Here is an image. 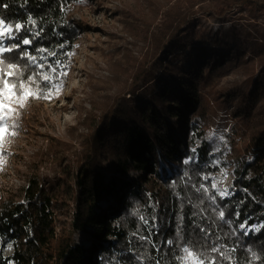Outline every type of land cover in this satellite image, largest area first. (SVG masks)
I'll return each mask as SVG.
<instances>
[{
	"label": "trees",
	"instance_id": "16d2710c",
	"mask_svg": "<svg viewBox=\"0 0 264 264\" xmlns=\"http://www.w3.org/2000/svg\"><path fill=\"white\" fill-rule=\"evenodd\" d=\"M149 1L155 5L149 24L142 32H130L132 36L142 35L146 41L144 51L137 59L126 56V60L115 66L114 90L105 98L93 96L91 109L84 116L85 132L73 153L74 167L68 191L59 194L72 204L69 229L57 224L52 210L56 195H51L36 178H32L21 201H8L0 207V264H111L114 256L120 264H138L134 257L144 253L150 254L145 264L156 259L166 264L171 258V250L164 247V241L175 238L179 215L184 217L186 236L192 233L195 220L216 231L221 236L219 243L237 247L238 259L243 260L250 255L245 252L247 247L264 255V229L248 236H225L231 230L222 221L213 224L215 217L210 209L204 214L208 219L193 217L192 213L199 209L189 204L188 199L196 204L200 194L181 179L188 171L192 182L198 185L204 182L200 179L202 174L215 175L221 168L212 165L211 146L203 132L195 128L194 137L187 141V116L179 118L176 114L179 109H189L194 118L204 117L203 109L193 112L195 104H198L196 88L190 84L180 87L165 79L167 73L182 70L177 67L179 61L193 48L199 52L194 54L191 66L204 65L207 45L190 40L198 16L203 15L200 3L204 0ZM61 2L0 0V3L9 5L7 9L0 8V14L20 22L26 21L28 15L33 16L44 28L38 43L58 51V45L65 44L62 51L73 53L80 41L81 27L72 20L70 11L66 14L61 12ZM248 3L258 4L264 10V0H219L215 15L222 18L232 6ZM75 5L77 3H71V9ZM207 8L212 9V6ZM208 46L223 47L227 51L234 48L242 53L247 50L239 41L231 47L228 43L210 40ZM59 58L66 61L68 56ZM231 58L227 54L218 56L214 68L217 63L224 64ZM213 73L209 71L208 78ZM259 74L264 77V66ZM200 75L197 88L213 82L214 76L203 83L204 75ZM184 77L187 81V76ZM254 89L250 102L253 104L247 103L243 111L250 126L247 144L242 154L233 157L230 164L229 185L234 194L225 199L217 198V205L224 208L228 218L235 220L234 213L239 211L237 223L250 217V225L264 221V115L254 116L253 105L257 103L255 98H259L260 88L256 85ZM143 91L152 98L154 105L150 108L142 107L139 97ZM178 103H183L182 108L174 106ZM158 118L168 121V124L164 122V128L161 127ZM193 148L196 153L192 152ZM190 156H195L196 161L184 164L183 161ZM172 181H176L175 188L170 186ZM177 192L183 200L177 198ZM112 202L113 205L109 204ZM207 203L205 201L202 207H207ZM149 204L155 207L146 208L149 226H145L130 213L137 206ZM152 216L156 217L154 227ZM150 228L153 233L151 239L162 249L160 253L132 235L138 229L139 235H148ZM76 232H81L88 240V248L74 244ZM192 238L198 237L193 235ZM9 243L13 244V250L5 256L4 249ZM255 264H260V261Z\"/></svg>",
	"mask_w": 264,
	"mask_h": 264
},
{
	"label": "rangeland",
	"instance_id": "374dc122",
	"mask_svg": "<svg viewBox=\"0 0 264 264\" xmlns=\"http://www.w3.org/2000/svg\"><path fill=\"white\" fill-rule=\"evenodd\" d=\"M250 4L234 5L220 18L215 15L219 0L201 2L203 15L198 16L190 40L207 45L204 65L191 66L194 54L199 52L193 48L182 55L177 66L182 70L165 76L171 84L176 83L180 87L190 84L196 88L198 104H195L193 112L203 109L204 117L194 118L189 109H179L180 113L176 114L179 118L187 116V141L194 137L195 128L203 132L211 146L213 160L220 158L219 166L228 170L225 186H229L231 179V160L241 155L247 144L250 126L243 111L247 103L253 104L250 102L256 85L260 89L259 98H255L257 103L253 105L254 116L264 115V77L259 74L264 66V54L261 52L264 50V10L258 4ZM209 5L212 9L207 8ZM154 9L155 5L149 0H86V3L72 7L69 15L80 24V41L73 55L65 61L68 64L67 76L62 77L64 83L59 94L50 100L33 99L23 111L19 135L7 146L6 162L0 170V207L8 201H21L28 182L36 178L51 195H56L52 210L58 226L69 229L72 204L59 194L68 191L74 167L73 153L85 132L83 120L91 109L90 100L93 96L105 98L109 95L115 87V66L126 60V56L137 59L144 51L146 41L142 35L132 36L130 32H142ZM210 40L228 43L231 47L239 41L247 50L242 53L234 48L231 51L223 47L212 48L208 46ZM226 54L232 58L226 59L224 64L217 63L214 68L216 58ZM209 71L214 72L213 82L197 88L200 73L204 75L203 83L212 78L207 76ZM149 92H152V85ZM139 98L143 108L154 105L150 94L144 91ZM182 105L174 106L180 108ZM164 122L168 124V121L158 118L161 127ZM212 130L225 138L227 147L216 138L211 141L206 138ZM217 144L221 151L214 152ZM99 207L103 206L99 204ZM73 241L77 246L89 247L81 232L73 235ZM12 250L13 244H7L4 255H10Z\"/></svg>",
	"mask_w": 264,
	"mask_h": 264
},
{
	"label": "snow or ice",
	"instance_id": "6c2138e0",
	"mask_svg": "<svg viewBox=\"0 0 264 264\" xmlns=\"http://www.w3.org/2000/svg\"><path fill=\"white\" fill-rule=\"evenodd\" d=\"M27 3V0H25ZM71 3L84 4L86 0H62L60 4L61 12L65 14L71 10ZM7 3H0V8L7 9ZM44 33V28L38 20L28 15L24 22L9 20L5 15L0 14V170H2L8 155L7 146L12 139L19 135L21 127V119L23 111L33 99H52L54 95H58L63 87L62 77L67 76V62L59 57H71L73 53L62 51L65 44H59L57 49H49L38 43ZM55 81V83L53 82ZM208 140L218 139L227 147L225 138L218 135L216 130H212L207 134ZM221 151L219 144L214 148V152ZM196 153V149H192ZM195 156H190L183 161L184 164L194 163ZM220 158L212 161L213 166H219ZM227 168H220L215 175L208 173L202 174L200 179L204 182L198 185L192 182V177L188 171L183 173L181 177L186 186H190L195 193L200 194L198 203L193 204L191 198L188 203L199 209L193 212L192 216H200L201 219H208L205 213L211 210L217 221H222L231 230L227 235L248 236L250 233H260L264 229V221L259 224H249L248 219L239 221L240 213L235 212V220L227 217L223 207L217 205V198L224 199L234 193L230 191L231 186H225L224 181L228 178ZM187 178V179H185ZM171 187H176V181H172ZM247 192V189L244 190ZM178 199L183 200L177 192ZM207 201V207H202ZM148 207L154 208V204L137 206L130 213L138 218L145 226H149V217L145 214ZM183 207V204H181ZM153 221L152 227L155 226V216L151 217ZM183 215L178 216L176 233L174 239L164 241V247L169 248L170 259L166 264H255L260 261L264 264V255L258 254L253 248H245V252L250 254L243 260L237 258V247H229L226 244L219 243L221 236L210 227H204L200 223L193 220V230L188 236L185 235L183 226ZM235 225V227H233ZM151 228L148 235H139L133 232L134 237L155 249L157 253L162 251L161 247L153 240ZM193 235L198 238L193 239ZM214 237V239H213ZM11 245H9L10 247ZM150 254H137L134 259L138 264H145L149 261ZM10 264V262H9ZM111 264H120V260L115 256ZM151 264H162L161 259H156Z\"/></svg>",
	"mask_w": 264,
	"mask_h": 264
},
{
	"label": "built area",
	"instance_id": "2783aa9c",
	"mask_svg": "<svg viewBox=\"0 0 264 264\" xmlns=\"http://www.w3.org/2000/svg\"><path fill=\"white\" fill-rule=\"evenodd\" d=\"M27 187V186H26ZM12 252V251H11Z\"/></svg>",
	"mask_w": 264,
	"mask_h": 264
}]
</instances>
